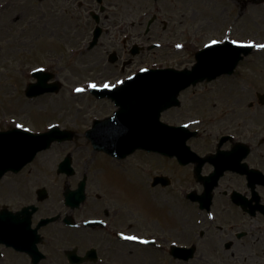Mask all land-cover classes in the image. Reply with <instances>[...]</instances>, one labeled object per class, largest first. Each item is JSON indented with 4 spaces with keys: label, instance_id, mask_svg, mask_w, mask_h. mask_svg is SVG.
<instances>
[{
    "label": "flooded vegetation",
    "instance_id": "1",
    "mask_svg": "<svg viewBox=\"0 0 264 264\" xmlns=\"http://www.w3.org/2000/svg\"><path fill=\"white\" fill-rule=\"evenodd\" d=\"M152 1L159 5L165 0ZM178 2L174 0L172 5ZM203 3L204 11L211 17L224 15L231 21L227 31L234 36L264 37V0H203ZM104 6L99 19L102 37L121 36L122 51L117 54V62L122 59L121 66H124L129 59L123 60L122 53L132 47L126 37L134 34L129 32L126 16L113 24L114 17L120 18L114 2L108 1ZM101 10L96 0L78 2L76 11L84 12L87 17L77 21V29L80 31L78 27L83 21L87 22L83 33L92 35L97 23L90 17L91 13ZM173 12L168 18L172 24L174 19L183 16L178 12L173 16ZM166 14L167 11L158 6L139 15L141 20L133 27L142 31L138 33L143 38L142 43L158 30L160 34L169 32L167 20H161ZM187 15L186 12L185 21L179 23L190 28L173 32L188 36L189 31H194V36L184 40L190 50L185 48L182 55L180 51L169 54L180 62L188 58V52L192 53L199 36L205 35V31L211 32L203 28V23L196 22V18L189 21ZM145 17L153 19L150 25L144 24ZM202 29L205 31L201 32ZM144 52L146 50L142 49L141 53ZM193 127L198 134L189 139L187 145L200 158L186 150H179V155L175 153L174 156L139 150L124 159H116L96 150L83 133L88 146L82 150L91 149V157L86 162L82 150L75 149L78 132L63 126L64 130L72 132L71 141L52 145L33 163L1 179L0 202L8 203L0 205V214L7 209L11 211L12 222L26 224L21 225L22 232L31 235V243L35 240L43 255L39 264H54L50 255L58 260L62 255L70 264L69 251L79 256L90 253L89 261L84 264H124L130 257L140 260L139 256H134L136 253L155 255L171 264H264V109L250 106L213 111L201 119L200 125L197 123ZM219 128L223 134L214 131ZM223 137L228 139L222 141ZM51 149L57 150L54 160H59L53 166V173L48 174L46 167L35 163ZM137 154L141 155L140 160L131 168H141L148 183L145 184L147 189L136 184L141 195L132 200L136 207L133 212L128 208L127 199L130 180L124 172L130 169L129 164L123 169L118 163L127 162ZM145 156L155 159L147 160ZM66 158L72 161L73 174L70 176L61 173V164ZM206 158L209 159L205 162L201 160ZM232 158L234 166H225ZM109 164L117 165L119 172H112ZM84 180L85 203L75 209L67 207L64 201L66 186L76 189ZM44 196L47 198L42 201ZM68 217L75 221L71 226L66 224ZM48 219L52 221L43 224ZM132 236L137 241L125 239ZM67 240H73L75 246H65ZM2 248L12 253L16 264H32V253L18 251L15 247Z\"/></svg>",
    "mask_w": 264,
    "mask_h": 264
},
{
    "label": "rangeland",
    "instance_id": "2",
    "mask_svg": "<svg viewBox=\"0 0 264 264\" xmlns=\"http://www.w3.org/2000/svg\"><path fill=\"white\" fill-rule=\"evenodd\" d=\"M80 1L84 2V0H0V129L5 130L9 126L19 125L32 131H44L56 124L67 126L78 132L79 139L75 149L82 150L88 146L83 133L93 124L94 118L109 117L116 110L110 100L96 99L91 94L92 87L89 85L115 83L117 80L134 75L143 68L165 66L184 69L191 68L195 64L194 53L188 52V58L182 62L169 55L170 52H175L177 44L185 46L183 40L194 36L193 30L188 32V36L173 32L190 28L183 22L179 23L180 20L185 21L186 12L189 21L196 18V22L205 25L203 28L211 29L209 33L202 29L201 32L205 31V35L196 36L198 37L197 50L213 40L237 38L232 34L230 37L226 34L231 21L224 15L214 17L208 15L204 11L206 6L203 0H178L179 2L175 5H172L174 0H165L159 5L152 3V0H105V4L112 1L118 7L117 13L120 18L116 19L113 16V24L120 22L122 17L126 16L129 32L134 34V36L130 34L126 37L130 39L131 46L134 43L141 44L143 41V38L138 36V33L142 31L133 27L140 22L139 15L143 11L153 8V5L162 6L167 11L166 16H162L161 20H167L170 26L169 32L160 34L158 30L157 34H151L148 41H145L148 45L160 41L159 43L164 45V52L163 50L146 51L136 56L132 65L122 68V59L116 64L108 62L112 52L119 54L122 51L121 36L104 35L100 45L91 51L87 49L92 40V35L83 33V29L87 28V22L83 21L78 27L80 31L77 29V21L87 17L84 12L76 11V4ZM112 11L115 12V8H112ZM172 11H174L173 16L175 12L183 15L178 20L174 19V24L168 19ZM143 20L144 24H147L148 19ZM41 33H48V35ZM252 38H257V43H264V37ZM180 53L179 55L183 54ZM122 55L123 60L131 58L129 51H123ZM39 68L55 73L63 87L59 93H49L31 100L26 97L25 89L29 83L34 82L31 72ZM78 88L83 91H76ZM258 93H264V54L262 52H254L245 58L232 76H222L213 82L200 83L186 90L181 95L183 106L168 111L163 118L172 124H183L204 118L217 110L247 109L252 102L255 104L254 108L264 109V106L256 104ZM214 131L223 134L221 128ZM56 152V149H51L35 165L46 167L48 174H52L53 166L59 160H54ZM63 152L61 150L62 154ZM82 152L86 157L85 161L89 162L91 149L88 148ZM140 156L137 154L127 162L118 163L121 168L129 164L130 169L124 172L130 180L127 199H129L128 208L133 212L136 211V207L132 200H137L141 195V192L136 190V184L140 183L139 186L147 189L145 184L148 183L146 176L141 174V168H131L133 164H137ZM145 158L153 159V161L155 159L147 156ZM109 165L112 172H119L117 165ZM145 166L147 167V164ZM65 180L67 184V178ZM3 203L8 202L2 201L0 205ZM65 246H75L74 241L67 240ZM0 252L4 254L0 264H16L13 262L10 251L0 248ZM134 256H139L140 260L130 257L131 259L125 260L124 264H137L139 261L148 264H171L169 261L156 258L155 255L141 256L136 253ZM50 257L55 260L54 264H69L62 255L59 260L52 255ZM47 264L53 263L47 262Z\"/></svg>",
    "mask_w": 264,
    "mask_h": 264
},
{
    "label": "water",
    "instance_id": "3",
    "mask_svg": "<svg viewBox=\"0 0 264 264\" xmlns=\"http://www.w3.org/2000/svg\"><path fill=\"white\" fill-rule=\"evenodd\" d=\"M100 3L102 0H98ZM99 33L96 32L91 47L97 44ZM251 48L238 47L226 42L206 48L197 53V64L192 70L176 71L149 70L138 74L129 80L121 88L94 90L98 97L110 96L118 106L119 112L104 122H96L95 128L88 133L97 149L104 150L115 156H126L137 149L144 148L160 152L170 151L165 146L166 140L185 142L190 137L185 134L186 128H169L160 123L161 113L166 108L179 105L177 96L181 91L197 85L205 80L212 81L222 75H232L239 61L250 54ZM137 51H133L136 54ZM114 55L110 61L115 62ZM37 79L26 90L29 98H35L46 93L60 91L61 84L49 83L54 76L44 71L33 73ZM148 95V96H147ZM260 102L264 104V95H259ZM65 132L53 128L48 133L34 134L32 132L16 129L9 132H0V178L8 171L18 172L26 164L30 163L36 155L52 146L55 141H64ZM62 166H69L63 163ZM82 185L77 191H67L66 204L79 206L85 199ZM45 199V198H44ZM42 198V200H44ZM8 211H2L0 215V243L6 246L26 245V238L19 236L21 228L15 226L9 220ZM36 243H34V246ZM18 247V248H19ZM23 249V248H20ZM69 252L70 259L74 257ZM85 258H73L72 263L81 264ZM34 264H38L39 258L34 256Z\"/></svg>",
    "mask_w": 264,
    "mask_h": 264
},
{
    "label": "snow or ice",
    "instance_id": "4",
    "mask_svg": "<svg viewBox=\"0 0 264 264\" xmlns=\"http://www.w3.org/2000/svg\"><path fill=\"white\" fill-rule=\"evenodd\" d=\"M212 43L213 44H216L217 43V41H212ZM179 47V46H178ZM259 47H261V48H264V45H259ZM142 71H145V70H142ZM89 87H92V88H95L96 87V85L95 84H91V85H89ZM104 87L105 88H107V87H109V85H107V84H105L104 85ZM76 91H83V89H76ZM18 127H19V125H18ZM125 239H128V240H135V239H137L136 237H134V236H132V237H125ZM142 243H147V241H142Z\"/></svg>",
    "mask_w": 264,
    "mask_h": 264
},
{
    "label": "bare ground",
    "instance_id": "5",
    "mask_svg": "<svg viewBox=\"0 0 264 264\" xmlns=\"http://www.w3.org/2000/svg\"><path fill=\"white\" fill-rule=\"evenodd\" d=\"M42 26H43V24H42ZM41 34L48 35V33H41ZM137 264H148V263L139 261Z\"/></svg>",
    "mask_w": 264,
    "mask_h": 264
}]
</instances>
